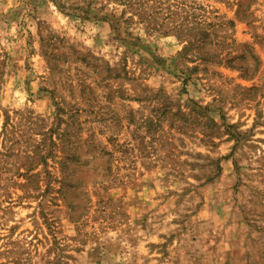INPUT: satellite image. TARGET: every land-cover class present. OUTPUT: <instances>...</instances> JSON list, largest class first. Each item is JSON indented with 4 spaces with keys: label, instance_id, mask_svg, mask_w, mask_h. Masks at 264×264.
Instances as JSON below:
<instances>
[{
    "label": "rangeland",
    "instance_id": "obj_1",
    "mask_svg": "<svg viewBox=\"0 0 264 264\" xmlns=\"http://www.w3.org/2000/svg\"><path fill=\"white\" fill-rule=\"evenodd\" d=\"M0 264H264V0H0Z\"/></svg>",
    "mask_w": 264,
    "mask_h": 264
}]
</instances>
